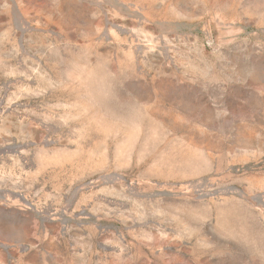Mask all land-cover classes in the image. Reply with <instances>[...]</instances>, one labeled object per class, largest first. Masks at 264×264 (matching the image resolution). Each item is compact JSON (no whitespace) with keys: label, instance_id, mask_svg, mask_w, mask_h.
Instances as JSON below:
<instances>
[{"label":"rangeland","instance_id":"obj_1","mask_svg":"<svg viewBox=\"0 0 264 264\" xmlns=\"http://www.w3.org/2000/svg\"><path fill=\"white\" fill-rule=\"evenodd\" d=\"M0 264H264V0H0Z\"/></svg>","mask_w":264,"mask_h":264}]
</instances>
